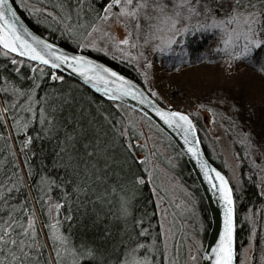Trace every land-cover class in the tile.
Returning <instances> with one entry per match:
<instances>
[{
	"label": "snow or ice",
	"instance_id": "6c2138e0",
	"mask_svg": "<svg viewBox=\"0 0 264 264\" xmlns=\"http://www.w3.org/2000/svg\"><path fill=\"white\" fill-rule=\"evenodd\" d=\"M14 3L76 49L135 62L138 72L142 65L145 84L156 57L178 71L193 59L221 68L208 101L198 100L195 112L206 111L213 124L226 117L244 157H264V134L257 137L240 115L251 119L257 108L264 113V0ZM0 58V264H264V238L255 243L256 227L238 260L234 188L201 160L192 113L160 107L112 67L36 35L9 0H0ZM69 71L79 84L65 79ZM128 97L182 133L184 147L218 193L223 223L210 251L185 231L195 215L191 194L185 190L187 199H178L174 188L182 186L157 183L154 153H137H147L148 145L139 140L143 132ZM252 162L264 197V168ZM235 183L238 191L241 180ZM246 219L252 223L251 213Z\"/></svg>",
	"mask_w": 264,
	"mask_h": 264
},
{
	"label": "rangeland",
	"instance_id": "374dc122",
	"mask_svg": "<svg viewBox=\"0 0 264 264\" xmlns=\"http://www.w3.org/2000/svg\"><path fill=\"white\" fill-rule=\"evenodd\" d=\"M85 50L93 51L91 49ZM99 53L105 55L103 52ZM105 56L120 63H129L128 60L121 61L119 58L113 59L111 54ZM129 64L133 65L137 71V64L135 62ZM168 64L169 62H162V58L156 57L153 61V68L148 72V84L144 83V78L139 74V72L144 71L142 65L140 66L139 72L137 71V73L145 85V88H154L159 93L157 98L163 102L164 106L178 105L185 111L192 113L194 120H196L199 125V134L209 156L225 171V176L234 187L237 188L235 183L236 179H240L241 183L243 179H247L254 184H258L260 182L257 176L259 169L253 165L252 161L255 160L256 164L264 168V157H260L259 154L253 155L251 160L244 157V147L236 142L238 140L236 134L228 131V120L226 117H218L216 123L213 124L210 122L211 115L209 113L203 110H201L199 114L195 112V104L198 100L203 102L208 101L209 92L213 86L214 80L216 77L222 76V69L202 64L184 67L178 71L175 67H169ZM240 115L245 127H251L257 137L264 134V132H262V130H264V113H261L259 108H257L255 115L251 119L248 118L246 112H242ZM133 118L139 122L140 127L138 131L143 132V136L139 137L140 142L144 143L146 141L148 145V152H141V154L154 153L151 157V163L157 166V183H162L166 187H171L173 182H175L176 185L182 186L174 188L175 195L178 199H187L185 195V190L187 189L168 169V166L172 163V159L163 143L151 128L148 119L135 113H133ZM237 154H239V156ZM236 159L242 160V163L238 166L235 163ZM259 190L261 191L260 188ZM187 192L190 193L188 190ZM257 209H260L258 213L256 211ZM256 210L252 215L253 220L256 221L257 233L254 239L255 243L258 245L259 240L264 238V197L261 196ZM193 212L195 215L192 217V221L190 219L187 220L185 231L195 235L196 238L204 244L203 240H201L198 235L200 225L195 208H193ZM189 215H192V213L186 214L185 219H187ZM194 220L196 221L195 223L193 222ZM179 226L178 223L177 228H179ZM177 234L180 235L179 232ZM181 238L183 239V237ZM248 245L249 240L240 245L239 250H237L238 260L243 258L240 253H242ZM255 254L258 259L259 247H257Z\"/></svg>",
	"mask_w": 264,
	"mask_h": 264
},
{
	"label": "trees",
	"instance_id": "16d2710c",
	"mask_svg": "<svg viewBox=\"0 0 264 264\" xmlns=\"http://www.w3.org/2000/svg\"><path fill=\"white\" fill-rule=\"evenodd\" d=\"M14 6L16 7L18 13L21 15V17L25 20L27 25L33 29L36 33L40 34L41 36L49 39L50 41L59 44L66 49L72 50V51H77L79 49H76V46L72 43L70 39L67 37H63L60 35L58 30H53V28L49 27L47 24L40 23L38 18L30 15L28 11L25 8H21L19 4L14 3V0H11ZM24 3L27 4H33L37 3V0H23ZM83 52H86L103 62L109 64L113 68L117 69L121 73L125 74L126 76L134 79L137 81L146 91L147 89L145 88V85L143 84L142 80L140 79L136 69L134 68L133 65L126 63V62H117L115 60L109 59L105 55L99 53V52H93V51H88V50H80ZM193 58L195 57L196 53H192ZM3 58H0V61H2ZM204 63L197 64L195 60L193 59V63H191L189 66H197V65H202ZM169 67H175L174 64L169 63ZM65 76V79L71 83L75 81L77 84V80L73 79L70 76ZM89 93H91L93 96H95L97 99H103L99 95L95 94L92 92L90 89H88ZM148 92V91H147ZM150 94V93H149ZM155 98L161 105L164 106L163 102L159 100L157 97ZM105 105L107 106V101L105 100ZM172 108H176L179 110H183L180 106H171ZM187 113H190L188 111H185ZM135 114L139 115L142 117L140 113L137 111H134ZM191 118L194 120L193 115H191ZM195 121L196 128L198 130V133L200 132L199 130V125ZM148 122L151 124V128L154 130L156 135L158 136L159 140L163 143L164 147L166 148L167 152L169 153L172 163L168 166V169L170 172L176 176L179 181L185 186V188L191 193L192 199L195 201V211L196 215L198 216L199 220V238L201 240H205L209 224H210V219H209V214L206 208V205L204 203V200L202 198L200 189L190 171L188 168L185 160L181 156L180 152L178 149L175 147V145L172 143V141L160 130L158 129L152 122L148 120ZM200 141L202 143L205 155L208 157V159L216 165L218 168L219 165L212 160V158L209 156L208 151L206 150L205 146L203 145L202 138L199 134ZM137 153L143 152L142 149H137ZM143 166H141L142 168ZM223 172H225L222 168H220ZM257 184H254L253 182H250L247 179H243L242 183L239 185V190H236V187L233 186L234 188V201H235V241H236V249L238 250L240 245L243 242H246L249 240V236L251 235V228L256 227L255 225V220H252V223H249L248 219H246V215L253 212L256 210L257 205L260 201L261 195H260V190L259 188L256 187ZM151 186L149 185V188ZM145 198H148L150 196L148 188L145 189L144 192ZM253 217V215H252ZM191 220V219H190ZM192 221V220H191Z\"/></svg>",
	"mask_w": 264,
	"mask_h": 264
},
{
	"label": "water",
	"instance_id": "95a60500",
	"mask_svg": "<svg viewBox=\"0 0 264 264\" xmlns=\"http://www.w3.org/2000/svg\"><path fill=\"white\" fill-rule=\"evenodd\" d=\"M9 3H12V1L9 0ZM13 7L17 11V9L15 8L14 5H13ZM17 15L20 17V22L23 23L25 27H28L29 30L34 32L36 35H40V34L36 33L33 29H31L27 25V23L21 17V15L18 13V11H17ZM57 46L63 48L64 50H66L68 52H73L72 50L66 49L65 47L60 46L58 44H57ZM83 54L88 55L90 58L96 60L98 63H102V64H105L108 67H112L109 64L103 62L102 60H100V59H98V58H96V57H94V56H92V55H90V54H88L86 52H83ZM113 70L119 72L121 75H124L127 79L132 80L134 83H136L138 86H140L146 92V94L149 96V98L154 100V102L157 105H159L160 107H166V106L161 105L155 98L151 97V95L137 81H135L134 79H132V78H130L128 76H126L125 74L121 73L120 71H118L115 68H113ZM62 74L70 76L73 79H75L78 82H80L78 80V78L74 77L70 73V71L69 72H64ZM90 90L92 92H94V90H92V89H90ZM95 94H97V95H99L101 97V95L99 93H95ZM126 104L129 107H131L133 105H136L135 111H137L141 115H142V113L140 111L141 108L143 109V111L147 112L148 113V117H151V119H148L147 117H145V118L150 120L158 129H160L172 141V143L175 145V147L178 149V151L180 152L181 156L185 160L188 168L190 169V171H191V173H192V175H193V177H194V179H195V181H196V183H197V185H198V187L200 189V192L202 194V198L204 200V203L206 205V208H207V211H208V214H209L210 226H209L208 232L206 234V238L204 240V244L203 245L205 246V248L207 250L210 251V245H213L215 243L216 239H218L219 231H220V228L222 227V223H223L222 209L220 207L218 193H214L213 190L211 189V187L209 186L208 182L204 179V175H203V172L201 171L199 162L196 159H193L191 157V155L187 152V149L184 147L183 140L181 139L182 133L178 132L175 128H169L166 124H164V122L162 120H160L159 117H157L155 115V113L152 111L150 106H148V105H139L138 101L133 100L131 97L126 98ZM173 109H175V108H173ZM176 110H179V109H176ZM193 122H194V120H193ZM194 124H195V122H194ZM196 139H198L200 141V138H199V135H198V131L196 132ZM199 149H200V153H201V160L204 161V162H207L209 167L215 168V169H217L218 171H220L222 173V171L216 165H214L208 159V157L205 155V152H204V149H203L201 141H200V144H199ZM234 242H235V247H236L235 230H234ZM201 264H210V261H202Z\"/></svg>",
	"mask_w": 264,
	"mask_h": 264
},
{
	"label": "bare ground",
	"instance_id": "6f19581e",
	"mask_svg": "<svg viewBox=\"0 0 264 264\" xmlns=\"http://www.w3.org/2000/svg\"><path fill=\"white\" fill-rule=\"evenodd\" d=\"M14 5V4H13ZM16 8V7H15ZM59 45V44H58ZM61 46V45H60ZM77 51H80V50H77ZM176 109V108H175ZM183 111V110H182ZM195 122V121H194ZM198 131V130H197ZM198 135H199V133H198ZM220 169V168H219ZM221 170V169H220ZM222 171V170H221ZM222 173L224 174V175H226V173L225 172H223L222 171ZM227 178V177H226ZM231 185H232V183H230ZM202 195V194H201ZM209 226H210V224H209ZM209 229V228H208ZM208 232V231H207ZM206 238V237H205ZM239 250V249H238Z\"/></svg>",
	"mask_w": 264,
	"mask_h": 264
}]
</instances>
